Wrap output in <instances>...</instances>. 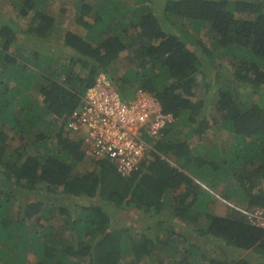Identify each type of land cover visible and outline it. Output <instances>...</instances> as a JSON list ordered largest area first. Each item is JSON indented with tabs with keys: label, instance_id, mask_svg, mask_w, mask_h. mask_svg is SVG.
Returning a JSON list of instances; mask_svg holds the SVG:
<instances>
[{
	"label": "trees",
	"instance_id": "1",
	"mask_svg": "<svg viewBox=\"0 0 264 264\" xmlns=\"http://www.w3.org/2000/svg\"><path fill=\"white\" fill-rule=\"evenodd\" d=\"M45 1H11L28 18L25 30L0 21V264H264V229L236 211H209L216 187L235 205L264 207V188L256 187L264 180V0H78L74 20L85 35L67 31L55 41ZM125 50L135 62L115 78L109 68ZM101 71L122 98L141 89L173 114L149 140L142 169L122 172L109 158L89 157L92 168L78 171L85 154L65 117ZM211 85L217 117L196 97ZM220 130L231 142L188 141ZM20 190L33 197H18ZM169 201L194 236L222 240L255 261L212 255L181 229L160 239L163 219L152 234L132 233L109 209L158 215Z\"/></svg>",
	"mask_w": 264,
	"mask_h": 264
},
{
	"label": "built area",
	"instance_id": "2",
	"mask_svg": "<svg viewBox=\"0 0 264 264\" xmlns=\"http://www.w3.org/2000/svg\"><path fill=\"white\" fill-rule=\"evenodd\" d=\"M174 120L149 93L137 89L124 99L105 72L97 75L80 101L65 117L64 127L80 140L86 155L109 158L122 172L137 170L151 149L148 139H158ZM227 206L255 225L264 226V209L247 208L222 199Z\"/></svg>",
	"mask_w": 264,
	"mask_h": 264
},
{
	"label": "rangeland",
	"instance_id": "3",
	"mask_svg": "<svg viewBox=\"0 0 264 264\" xmlns=\"http://www.w3.org/2000/svg\"><path fill=\"white\" fill-rule=\"evenodd\" d=\"M12 0H0V21L4 20L5 21H11V22H15L19 28L21 30H25L28 27V18H23L20 17L17 13V10L13 7V5L11 4ZM78 0H46L44 2V5L46 6V9L56 17V20L54 22V34H53V41L56 40L57 37H59V40L62 39L63 35L65 32L67 31H71L74 32L76 34L85 35V29L84 27H82L81 25H79L75 20H74V16H75V3ZM160 3H162L163 1L160 0L158 1ZM163 4V3H162ZM244 16V15H242ZM247 16V15H245ZM6 23V22H5ZM13 23V24H15ZM203 30L199 31V35H203ZM193 35H195L196 37H199V35L197 33H192ZM22 40H25L24 35L21 38ZM59 40L57 41V43L59 42ZM30 43L31 45H35L34 47H36L37 42H34V44H32L31 42H27ZM56 43V44H57ZM54 42H52L51 46H54ZM40 47V45L38 46ZM13 51L15 50V47L13 46ZM53 48V47H52ZM55 49V48H53ZM46 51H51L46 49ZM28 52V51H27ZM133 54L131 51L129 50H125L122 51L119 55L118 58L112 63V65L110 66L109 70L111 71V73H113V76L115 78H120V75L122 72H124V70L131 64L135 62V58L133 57ZM66 57H68L67 55H65ZM54 57V56H53ZM60 58L59 57H54L52 59L53 62V66L55 67L57 60ZM63 60V57L61 58ZM224 61V65H227V62L225 60H221ZM219 61V62H221ZM77 70L80 69L79 66H76ZM107 75L109 76V74L107 73ZM215 85H211V87L209 89H207V91H205V88L202 87H198L196 90V97H202L204 98V103L206 104V109H207V113L209 115L216 116L217 117V113L215 112V95H216V89H215ZM9 132V135H13V133L10 130H7ZM215 133V132H214ZM202 138L199 137H195V138H188V141L190 142L191 146H194L196 144H199V142H201L202 144L208 145L209 143H211L214 139L217 143H227V142H231L232 138L230 136H228L226 134L225 131L220 130V132L218 133V135H214L213 132L211 133L210 131L207 132V134L201 136ZM13 144L12 145H16V138L14 141H12ZM90 158L85 156V160L83 162H81V164H79L78 167V171H85L88 169L92 168V165L90 164ZM148 159H150V156L148 157ZM171 161L173 162V160L171 159ZM260 186H262L264 188V180L261 181ZM183 188V185H181L180 189ZM221 187H216L213 191H214V200L212 202V204H210V209L209 211L212 214H216V215H224L227 212H230L229 209L221 202V198L217 197L218 194H220L221 192ZM30 193L28 191H24V190H20V193L18 194V197L24 199V200H28L29 198H32L33 195L27 194ZM179 193V190L176 191H171V193L169 194L170 200L172 203L177 202L176 198H172V195H177ZM70 202H75L73 200L68 201V203ZM78 202V201H77ZM60 203L63 204L62 201H60ZM177 204V203H176ZM174 204V205H176ZM16 205V204H15ZM70 205V204H69ZM170 201L166 202L164 204V208L162 209V211L160 213L155 214L154 211H150L148 213H143V212H139L136 211L134 209V207L132 206H125L124 204H122L121 207H117V206H111L110 209V213H111V217L114 218V221L120 225V226H127L129 225L130 227V231L132 233H139L141 231V229H146V233L148 234H152L154 229H155V223L158 221V219H163L166 223V231H163L160 234V239H167L168 235L170 234V229H181L183 231H185L187 234V236L192 237V233L186 228V226L181 223L180 221L176 220L171 211H170ZM62 218L60 216H57L56 218V223H57V229L61 230L63 229V220H61ZM65 232L64 235H67V231L66 230H62ZM194 236V235H193ZM196 241H200L203 242L204 246L206 249H209L210 252L212 253V255H217L220 258L222 257H226L227 258H233L234 259H239L241 257H245L249 260H251V262L255 261V257L251 256V252L248 251H242L236 248H232V247H226L223 243L222 240H219L217 238L214 237H201V236H194ZM220 248H223L225 251H222ZM30 258L32 257V254H29ZM150 260L148 259H144L142 261V263L140 264H149ZM198 264H206V263H198Z\"/></svg>",
	"mask_w": 264,
	"mask_h": 264
},
{
	"label": "clouds",
	"instance_id": "4",
	"mask_svg": "<svg viewBox=\"0 0 264 264\" xmlns=\"http://www.w3.org/2000/svg\"><path fill=\"white\" fill-rule=\"evenodd\" d=\"M101 72H103V71H101ZM101 72H99V73H101ZM99 73H98V74H99ZM106 74H107V73H106ZM108 77H109V76H108ZM109 78H110V77H109ZM95 79H96V78H95ZM113 85H114V84H113ZM160 106H161V105H160ZM68 136H69V138H70L71 140L81 142L80 140H78V138H75L72 134H70L69 131H68ZM151 139H153V138L150 137V138L148 139V142L150 143V145H151V142H150L149 140H151ZM80 148H81V149L83 150V152H84V149H83L81 143H80ZM152 149H153V147H152V145H151V149H150L149 152L147 153V156L145 157V159L142 160V162H144L145 160H149V159H148L149 156H150V158H151V155H150L149 153H150V151H151ZM84 154H85V156L90 157V156L86 155L85 152H84ZM168 160H169V159H167V161H168ZM142 162H141V165L139 166L138 169H142V168H143V164H142ZM138 169H137V170H138ZM256 187H258V188H262V189H263V187L260 186V183L257 184ZM256 187H255V188H256ZM217 197L221 198L219 194H218ZM221 202L223 203L222 198H221ZM233 203H234V202H233ZM223 204H224L229 210L234 211V209H232L231 207L227 206V204H225V203H223ZM237 205L244 206V207H247V208L260 207V208L264 209L263 206H258V205H253V206H247L246 204H244V205L237 204ZM234 212H235V211H234ZM236 213H239V212H236ZM239 215H242V214L239 213ZM243 216H244V215H243ZM244 219H245V217H244ZM245 220H246V219H245ZM246 221H247V220H246ZM249 223H250V222H249ZM250 224H252V223H250ZM252 225L264 229V226H259V225H255V224H252ZM241 258H245V257H241ZM246 259H247V258H246ZM234 260H235V259H234ZM248 260H249V259H248ZM250 261H251V260H250Z\"/></svg>",
	"mask_w": 264,
	"mask_h": 264
}]
</instances>
